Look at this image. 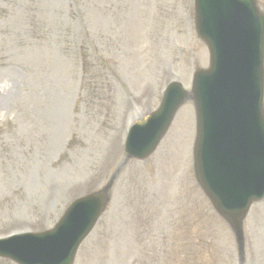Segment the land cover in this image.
Wrapping results in <instances>:
<instances>
[{
	"label": "rangeland",
	"instance_id": "obj_1",
	"mask_svg": "<svg viewBox=\"0 0 264 264\" xmlns=\"http://www.w3.org/2000/svg\"><path fill=\"white\" fill-rule=\"evenodd\" d=\"M209 64L194 0H0V236L49 230L112 180L74 264H264V199L239 240L196 180L194 148L180 186L170 157L157 165L165 139L125 161L130 116L156 111L171 81L191 90ZM192 103L172 121L191 111L190 150Z\"/></svg>",
	"mask_w": 264,
	"mask_h": 264
},
{
	"label": "water",
	"instance_id": "obj_2",
	"mask_svg": "<svg viewBox=\"0 0 264 264\" xmlns=\"http://www.w3.org/2000/svg\"><path fill=\"white\" fill-rule=\"evenodd\" d=\"M251 9L254 17L261 21L262 33H263V43H264V17H262L255 5L254 0H246ZM203 4L201 0H196V14H197V27L198 32L202 40H204L212 54V70L208 73L197 72L195 76V100L198 111V141L196 146V171L199 182L201 183L204 191L210 197L216 210L228 219L236 232L241 235V221L244 219L249 206L252 201L261 198L262 195H248L244 201L239 204L242 206H237L234 203L227 200L225 192L216 187L215 191L210 190L203 177V167L201 160V149H202V121H201V104H202V92L198 91L199 81L203 78H207L214 70V46L211 37L203 30ZM263 54V49H262ZM263 56V55H262ZM260 76L258 77L257 85L259 86L261 92L257 96L254 103L251 104L253 124L256 127L257 132L263 136L261 138V144H264V120L262 116V69L258 72ZM176 90V93H175ZM185 99L184 94L177 87H170L162 104L160 111L151 116V118L138 124L132 131L128 143H127V153L128 157L134 158H145L149 156L157 147L161 138L167 131V128L179 108ZM141 137V138H140ZM140 138V139H139ZM209 164L212 163L210 156L208 157ZM110 189L108 186L102 193L97 196L89 197L84 202L91 204L94 208L93 214L91 216V221L82 220L78 221V229L74 227L75 230L64 231L65 237L61 241L52 242L49 238L48 241L43 239L44 236H27L20 240L7 243H0V257L8 258L13 260L18 264H72L75 252L79 244L90 232L94 226L99 215L102 213L106 204L108 202L107 192ZM249 190L248 186L243 183L242 190ZM246 192V191H244ZM72 209L69 210V212ZM68 214V213H67ZM63 222V221H62ZM58 226L55 233L61 228L63 223ZM86 230L83 231V229ZM49 235V234H48ZM47 236V235H45Z\"/></svg>",
	"mask_w": 264,
	"mask_h": 264
},
{
	"label": "bare ground",
	"instance_id": "obj_3",
	"mask_svg": "<svg viewBox=\"0 0 264 264\" xmlns=\"http://www.w3.org/2000/svg\"><path fill=\"white\" fill-rule=\"evenodd\" d=\"M3 97H0V107L2 103L5 102L2 100ZM192 114L189 109H183L178 114L173 126L165 138L160 152L157 155V165L159 160L163 156L170 157L171 164L176 168H182V175L178 181L179 186L186 181V164L190 160L191 150L190 143L193 131V121ZM169 162V161H168ZM157 169L159 166L156 167ZM195 190H192L187 197L192 198Z\"/></svg>",
	"mask_w": 264,
	"mask_h": 264
}]
</instances>
